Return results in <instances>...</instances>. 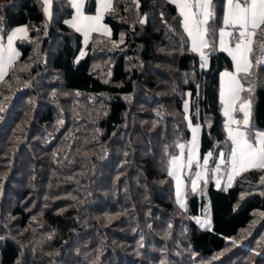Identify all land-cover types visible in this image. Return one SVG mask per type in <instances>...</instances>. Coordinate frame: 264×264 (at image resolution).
Wrapping results in <instances>:
<instances>
[{
    "label": "trees",
    "instance_id": "1",
    "mask_svg": "<svg viewBox=\"0 0 264 264\" xmlns=\"http://www.w3.org/2000/svg\"><path fill=\"white\" fill-rule=\"evenodd\" d=\"M113 4L110 36L94 34L77 62L68 0H53L49 20L40 0H0V35L28 27L0 81V264H264L261 171L227 190L206 183L201 198L187 188L183 210L168 175L190 136L185 101L200 155L231 147L218 89L233 62L218 33L202 69L174 4ZM252 72L251 124L264 132V67ZM206 205L211 230L194 222Z\"/></svg>",
    "mask_w": 264,
    "mask_h": 264
},
{
    "label": "snow or ice",
    "instance_id": "2",
    "mask_svg": "<svg viewBox=\"0 0 264 264\" xmlns=\"http://www.w3.org/2000/svg\"><path fill=\"white\" fill-rule=\"evenodd\" d=\"M44 15L51 18V5L53 0H41ZM167 3L175 4L182 17L181 26L191 41L192 50L200 53L201 67L207 64V56L203 49L215 46V38L219 36V50L226 51L232 58L235 71L222 73V79H227V88L222 85L221 103L223 105V115L226 118L225 131L227 139L231 142L228 152H220V160L228 166L226 187H231V181L235 176H240L245 172L259 170L261 171L260 182L264 184V132L253 131L251 124V92L253 91V82L248 79L253 72L252 69L264 67V0H223V13L220 24H217L218 15L214 0H166ZM85 0H68L70 7L75 9V15L70 21H65L76 32L84 36L85 42L90 38L93 32L108 33L106 26L100 21L103 15L108 12H114L113 0H96V14L85 15L82 11ZM132 3L139 7V0H132ZM163 15V14H162ZM141 24L145 20L139 21ZM231 29V31H229ZM0 31H3L0 26ZM28 38V27L19 26L6 34L7 44L0 43V81L8 74V70L14 64L20 53L13 46L17 39ZM234 47H229V40ZM260 40L258 47H254ZM123 42V35L121 36ZM114 43V46H118ZM259 51L260 55L252 59L254 53ZM83 56L84 53L82 52ZM79 58H77L78 62ZM247 85V87H246ZM249 93L248 96H242V93ZM8 97H5L7 100ZM189 104L185 101L184 108L187 111ZM5 111V105L0 103V113ZM237 113L241 115H237ZM185 120L188 117L185 116ZM61 124L63 121L60 122ZM19 127V126H18ZM189 127L192 130L193 137L191 147H189L186 164L189 171L193 164H196L200 171H196L195 178L191 179L192 191L196 192L199 187L198 182L204 180L207 183L206 175L209 171L208 165L213 156L212 152L203 156V163L200 164V156L197 152V130L199 125L193 126L189 121ZM184 149V144L177 145ZM195 157V160H194ZM184 156H172L169 160L168 175L175 180V193L177 204L184 208L182 202V184L184 183L181 175L185 167ZM215 163V162H214ZM220 163H215L211 171L219 173ZM217 186L220 187L219 177H217ZM226 190V188H225ZM243 198V197H242ZM109 220L112 217L108 218ZM199 222V221H198ZM202 227H208L211 230L210 223L204 221ZM234 244L235 241H232ZM162 264L164 262L162 261Z\"/></svg>",
    "mask_w": 264,
    "mask_h": 264
},
{
    "label": "rangeland",
    "instance_id": "3",
    "mask_svg": "<svg viewBox=\"0 0 264 264\" xmlns=\"http://www.w3.org/2000/svg\"><path fill=\"white\" fill-rule=\"evenodd\" d=\"M86 1L87 0H85V3H84V7H83V9H82V11L84 12V14L85 15H92V16H94L95 14H96V7H97V5H96V0H95V9H94V11L93 12H87L86 10H85V4H86ZM40 2H41V0H40ZM41 5H42V2H41ZM71 8V10H72V14H71V16L68 18V19H66V21H70L71 19H72V17L75 15V9H73L72 7H70ZM42 10H43V6H42ZM43 14H44V11H43ZM106 14V13H105ZM105 14L103 15V19L100 21V23L102 24V25H104V26H106V28L108 29V33H110L111 34V31H110V28H109V26H107L105 23H104V16H105ZM44 17H45V19L46 20H49V18H47L45 15H44ZM68 25V24H67ZM69 26V25H68ZM70 27V26H69ZM73 31H75V29L74 28H72V27H70ZM229 31H231V29H229ZM11 31H9L8 33H10ZM76 32V31H75ZM78 34H80V36H81V48H80V50H79V53H78V55H77V57H76V61H77V58H79V60L81 59V58H83L84 56H85V48H86V46H87V44L89 43V41H90V39H91V37L94 35V34H98V35H102V36H110L109 34H106V33H103V32H93V33H91L90 34V38L88 39V41L87 42H85V40H84V36L81 34V33H79V32H77ZM186 34V33H185ZM18 40H24V39H17V40H15L14 41V47L16 48V50H17V47H16V42L18 41ZM0 43H3V44H7V39H6V35H0ZM190 50L193 52V53H195L199 58H200V53H196V52H194L191 48H190ZM18 51V50H17ZM84 53V55L82 56L81 55V53ZM204 53H205V51H203ZM205 55H206V53H205ZM17 59V58H16ZM200 61H201V58H200ZM207 66H208V60H207V64H206V66L205 67H203L202 69H207ZM225 72H232L231 70H226V71H222L221 73H220V75H219V89H218V93H219V101H220V104H221V112H222V115H223V105H222V103H221V88H222V85H223V87L226 89L227 88V79L225 78V79H222V76H221V74L222 73H225ZM188 102V101H187ZM189 108V107H188ZM185 109V108H184ZM185 115L188 117V109H187V111L185 110ZM225 121H226V118H225V116L223 115V127H224V132H225V135H226V137H227V133H226V131H225ZM186 124H187V127H188V129H189V132H190V136H189V139L186 141V142H184V143H180V144H184L185 145V147H184V149H180L179 147H178V150H177V153L174 155V156H181L182 154H183V156H184V163H185V167L183 168V170H182V172H180L179 174L181 175V178H182V180H183V184H182V193H181V195H182V202L184 203V205H185V207H186V191H187V188H189V190L191 191V192H193L192 191V187H191V179H193V178H195V173H196V171H200V170H202V169H198L197 167H196V164L194 163L193 164V166H192V169L189 171V169L187 168V164H186V156H187V152H188V149H189V147H191V141H192V137H193V133H192V130H191V128L189 127V119L188 120H186ZM197 125H199V124H197ZM193 126L195 127L196 125H194L193 124ZM253 131H260V132H263V131H261V130H253ZM200 134H201V126L199 125V127H198V130H197V133H196V136H197V152H198V154H199V156H200V160H199V163L200 164H202L203 163V156H201L200 155V153H199V139H200ZM231 143V142H230ZM220 152H222V151H220ZM219 152V153H220ZM209 153V152H208ZM219 153H218V156L216 157V159H215V161H214V154H213V156H212V158H211V160H210V162H209V165H208V169H209V171L207 172V175H206V179H207V183H212L213 184V186H214V188L215 189H222V190H225V188H226V190L228 189V188H230V187H226V185L228 184V179H227V170H228V166H226L221 160H220V158H219ZM207 154V153H206ZM205 154V155H206ZM194 160H195V157H194ZM220 163V167H221V170H220V172L219 173H215V172H213V171H211V169H213L214 167H215V163ZM217 177H219V184H220V187H218L217 186ZM237 176H235L234 177V179L231 181V186H232V184H233V181L235 180V178H236ZM172 178V177H171ZM172 181H173V193H174V198H175V201H176V203H177V198H176V193H175V180L172 178ZM198 184H199V187L197 188V191L196 192H193V193H196L200 198L204 195V193H205V191H204V184H206L205 182H204V180H201V181H199L198 182ZM178 205V204H177ZM179 206V205H178ZM180 207V206H179ZM185 207L184 208H181L182 210L183 209H185ZM199 221V222H198ZM204 221H208L209 223H210V228H211V221H210V209H209V206L208 205H206L205 207H204V210H203V212H202V215H200V216H197V217H195L194 218V222L201 228V229H203V230H208V227H202L201 226V223L202 222H204Z\"/></svg>",
    "mask_w": 264,
    "mask_h": 264
},
{
    "label": "crops",
    "instance_id": "4",
    "mask_svg": "<svg viewBox=\"0 0 264 264\" xmlns=\"http://www.w3.org/2000/svg\"><path fill=\"white\" fill-rule=\"evenodd\" d=\"M175 5V4H174ZM176 6V5H175ZM177 8V7H176ZM177 10H178V8H177ZM178 12H179V10H178ZM181 20H182V17H181ZM15 29V28H14ZM13 30V29H12ZM11 30V31H12ZM187 35V34H186ZM228 40H229V47H234V45L231 43V38H228ZM188 42H189V47L192 49V44H191V41L188 39ZM217 46H218V50H219V36H218V43H217ZM203 51H204V49H203ZM194 52H196V53H199V52H197V51H194ZM227 55H228V53L226 52V51H224ZM229 56V55H228ZM230 57V56H229ZM230 59L232 60V58L230 57ZM233 62V61H232ZM232 72H234L235 71V68H234V64H233V70H231Z\"/></svg>",
    "mask_w": 264,
    "mask_h": 264
}]
</instances>
